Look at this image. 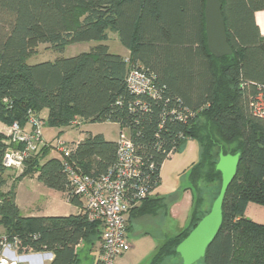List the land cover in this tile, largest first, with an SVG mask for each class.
<instances>
[{
	"label": "trees",
	"instance_id": "1",
	"mask_svg": "<svg viewBox=\"0 0 264 264\" xmlns=\"http://www.w3.org/2000/svg\"><path fill=\"white\" fill-rule=\"evenodd\" d=\"M220 1L232 54L216 59L206 45L204 0H0V123L23 127L29 112L39 116L47 111L45 126L57 129L75 120L116 124L127 131L142 161L154 164L152 189L160 185L169 151L176 154L188 140L198 144L199 161L188 169L184 188L192 195L188 225L160 243L145 264H174L176 259L181 264L176 247L210 211L203 210L204 191L213 185L220 191L221 175L215 169L220 154H239V164L224 197L219 233L201 261L264 264V223L245 217L249 204L264 206V118L255 117L249 106L255 85H264V36L254 20L255 13L264 11V0ZM108 32L128 50L127 59L109 52ZM83 42L99 45L69 58L26 62L37 45L62 52ZM130 69L152 78L157 98L129 91ZM172 109L195 116L177 121L168 115ZM5 140L0 132V226L5 237L33 251L52 252L50 264H77L76 246L100 239L99 224L79 213L23 217L15 189L24 177H36L64 193L72 206L81 208L82 202L72 194L61 160H46L47 147L26 158L20 175L3 191ZM115 160L116 142L90 133L69 156L74 167L91 177L105 175ZM164 207V199L155 195L130 213Z\"/></svg>",
	"mask_w": 264,
	"mask_h": 264
},
{
	"label": "built area",
	"instance_id": "2",
	"mask_svg": "<svg viewBox=\"0 0 264 264\" xmlns=\"http://www.w3.org/2000/svg\"><path fill=\"white\" fill-rule=\"evenodd\" d=\"M126 85L135 95H149L157 98L152 78L142 70L130 69L126 75ZM256 93L250 98V110L255 117L264 118V85H255ZM168 115L177 121H186L195 116L194 112H181L175 109ZM164 119V115L161 116ZM46 121L40 116L28 113L24 130L17 122L5 126V150L1 163L9 171L22 172L24 161L31 155H37L42 148H51L59 155L63 172L66 174L71 192L77 196L82 207L78 213L91 223L99 224L101 264H115L116 260L130 251L127 238V216L145 199L155 194L152 189L153 163H144L137 153L127 131L120 129L116 139V160L113 167L100 177L83 174L72 163L69 156L76 143L68 144L57 139L52 147L42 136ZM75 120L70 127H80ZM20 146V148L18 147ZM175 154L169 151L166 160ZM54 254L49 251H33L22 247L17 239L9 240L0 236V264H50Z\"/></svg>",
	"mask_w": 264,
	"mask_h": 264
},
{
	"label": "rangeland",
	"instance_id": "3",
	"mask_svg": "<svg viewBox=\"0 0 264 264\" xmlns=\"http://www.w3.org/2000/svg\"><path fill=\"white\" fill-rule=\"evenodd\" d=\"M109 40L105 43L109 52L114 55H119L127 59L128 50H126L116 36L108 32ZM99 45L96 42H83L67 46L62 52L51 48L48 44H40L32 48L26 58L28 65H34L37 63L54 61L59 57L69 58L79 55L84 52H88L91 47ZM6 127L8 125H5ZM4 126V127H5ZM45 126L42 129V136L47 143H50L52 147L56 144L57 139L62 140L65 143L72 144L83 138L87 132L91 133H104L107 139L115 141L119 133V127L116 124L111 123H96V124H83L80 127H64L60 129ZM5 132V130H4ZM3 134V132H2ZM59 155L55 151H51L47 156L48 159H58ZM199 161V147L195 141L188 140L185 144V148L177 152L171 159L166 160L161 167L162 184L158 189L160 196H164L169 204L168 216L166 224L167 236L173 237L177 235L181 230L185 229L188 225L191 211H192V195L190 191L185 190L187 184V171ZM188 167V168H187ZM20 171L7 170L4 174L6 179V186L3 191H7L13 184V179L20 175ZM212 189H206L204 191V206L203 210L208 212L213 202L218 196L217 187L213 185ZM16 197L17 201L22 207V213L28 211L29 207L33 206H45L46 208H55L59 213H69L71 208L61 198L58 191L49 189L43 186L36 177L29 178L24 177L16 183ZM245 217L256 224L264 223V206L249 204ZM146 227L136 225L132 227V230L128 233V239L130 244L136 247L132 252L137 251L141 254L147 250L150 245V241L141 239L139 236ZM162 228H154L153 235L161 237L166 233ZM4 229L0 226V236L4 235ZM137 242V243H136ZM152 245V244H151ZM94 255V254H92ZM117 261V260H116ZM82 264H92L89 257ZM116 264V262H115ZM195 264H203L202 261H198Z\"/></svg>",
	"mask_w": 264,
	"mask_h": 264
},
{
	"label": "water",
	"instance_id": "4",
	"mask_svg": "<svg viewBox=\"0 0 264 264\" xmlns=\"http://www.w3.org/2000/svg\"><path fill=\"white\" fill-rule=\"evenodd\" d=\"M204 32L208 52L216 59L232 54L227 41L225 21L220 0H204ZM239 154L219 155L216 171L221 175L219 194L210 211L198 222L187 237L176 247L181 264H195L205 256L209 245L219 233L222 224V205L226 191L235 178Z\"/></svg>",
	"mask_w": 264,
	"mask_h": 264
},
{
	"label": "crops",
	"instance_id": "5",
	"mask_svg": "<svg viewBox=\"0 0 264 264\" xmlns=\"http://www.w3.org/2000/svg\"><path fill=\"white\" fill-rule=\"evenodd\" d=\"M254 20H255V23L258 26L261 34L264 36V11L255 13ZM128 53L129 52H127V56H128ZM39 116L45 120L47 117V111H42L39 114ZM4 126H5L4 124L0 123V132L1 133L5 130ZM23 129L28 130V126L25 124L23 126ZM59 131H61V130L59 129ZM119 131H120V128H119ZM88 133H90L92 135H96L95 133H91V132H87L86 134H88ZM86 134L83 135V138L79 139L76 142L82 141L85 138ZM97 134L103 135V137L107 141H113V140L107 139V137L104 133H97ZM115 141H113V142H115ZM183 148H185V145L182 147V149ZM160 179H161L160 185L156 189L155 194L152 195L151 197H154L156 195L157 198H163L164 202H165V207L163 209H159L156 212H151V211L146 210V211H142L141 213H137L135 211L132 214L129 213L127 216V221H128L127 222V225H128L127 238H128V233L132 230L133 226L141 225L143 227H146V228H144L145 230L142 233H140L139 236L141 237V239H146V240L150 241L149 248L142 252V254H143L142 257H139L141 252L140 253L138 251H137V253L132 252L136 247H134L132 244H130L131 245L130 251H128L127 253L122 255L120 258H118L116 261V264H145L146 261L150 258V256L156 251L158 245L160 243L164 242L166 239L171 238V237L167 236L168 232L166 230V227H167L166 221H167L168 216H170V211L168 213L169 204L167 203V199L164 196H160L159 191H158V189L160 188V186L162 184L161 170H160ZM59 193L61 195V198L71 208L69 213H59L58 211H56L55 208H49L48 209L45 206L29 207L28 211H26L25 213H22L23 210L17 201V197H16L15 202H16V205H17L19 211H20V214L23 217H62V216H69V215H77L79 208L69 204L66 201L64 193H62V192H59ZM140 207H141V204L139 206H137L136 209H138ZM154 228H162L163 230H166L165 231L166 233H164V235L162 234L161 237H157L156 235H153V233H152L153 232L152 230ZM128 241H129V239H128ZM75 252L77 254V260H78L77 264H82L84 261L87 260V257H89L91 259L92 264H97L99 262V258H100V239H92L91 242H89V243H87V242L86 243L85 242L80 243L78 246H76ZM92 254H94V255H92ZM178 262H179V260L176 259V260L172 261L171 263L178 264ZM169 263H170V261H168V264Z\"/></svg>",
	"mask_w": 264,
	"mask_h": 264
}]
</instances>
